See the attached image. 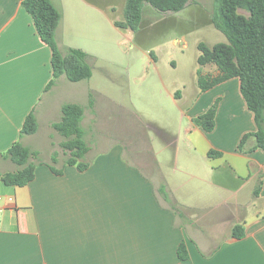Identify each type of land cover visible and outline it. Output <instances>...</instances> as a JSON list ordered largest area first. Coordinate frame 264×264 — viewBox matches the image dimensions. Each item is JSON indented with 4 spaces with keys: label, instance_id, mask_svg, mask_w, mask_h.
Instances as JSON below:
<instances>
[{
    "label": "crops",
    "instance_id": "obj_1",
    "mask_svg": "<svg viewBox=\"0 0 264 264\" xmlns=\"http://www.w3.org/2000/svg\"><path fill=\"white\" fill-rule=\"evenodd\" d=\"M51 1L62 12L56 30L59 49L84 51L91 75L78 82L62 75L46 89L53 78L49 46L21 0H0V173L17 169L5 155L15 141L43 156L35 160V176L26 185L0 180V196L13 197L12 203L0 200V264H264V151L256 147L254 136L245 139L243 151L238 147L244 134L256 130L239 79L202 91L198 70L212 75L218 70L212 64L199 65L194 70L197 87L188 103L186 83L163 75L159 55L151 52L149 62L156 74L151 83L160 116L148 118L136 108L130 110L142 126L137 131L142 142H113L98 133L103 106L111 115L108 102L117 97L109 90L117 79L101 62L108 61L110 53L118 56L122 37L133 40L137 34L114 24L122 20L126 0ZM143 22L144 13L140 26ZM167 62L177 68L172 57ZM111 64L121 65L117 58ZM95 70L103 79H94ZM216 100L215 126L205 131L193 119ZM67 102L84 106L81 124L89 143L84 170L66 164L58 154L54 162V152H47L54 141L62 140L52 123L60 119ZM30 112L37 119V131L21 135ZM87 112L94 144L86 134ZM169 147L172 152L166 155ZM191 150L207 165L205 172L196 170ZM209 151L217 154L210 156ZM180 154L189 163L185 173L208 190L203 200L197 197L201 189L181 192V181L166 178L165 163L171 156L176 162ZM48 164L62 173L55 174ZM235 225L243 227L239 239L232 236ZM181 241L186 243V260L177 254Z\"/></svg>",
    "mask_w": 264,
    "mask_h": 264
},
{
    "label": "trees",
    "instance_id": "obj_2",
    "mask_svg": "<svg viewBox=\"0 0 264 264\" xmlns=\"http://www.w3.org/2000/svg\"><path fill=\"white\" fill-rule=\"evenodd\" d=\"M190 0H126L122 20L114 24L121 30L130 29L138 32L142 21L143 6L149 4L161 12L179 11ZM216 10L211 18L214 27L226 36V42L207 45L199 42L200 51L197 63L200 66L212 64L218 70L216 75L197 72V84L205 91L233 77L239 79L240 93L247 108L253 113L256 123L254 132L242 136L238 145L242 149L245 139L254 136L256 147L264 151V0H214ZM23 8L31 15L39 37L51 50L53 78L47 84L48 89L56 78L64 75L71 82L88 79L91 67L86 61V53L78 48L68 47L61 52L56 40V30L62 20V12L51 0H21ZM218 101L216 100L205 112L196 116L193 121L205 131L213 130ZM88 105H93L90 94ZM84 106L67 102L61 106V116L52 123V128L62 137L59 146L67 155L65 163L76 165L79 170L88 166L85 156L89 145L84 138L82 119ZM38 123L33 112H30L22 125L20 134L28 135L37 131ZM39 152L29 146L15 141L6 152V156L16 164L17 169L0 173V180L5 185L24 186L35 176V160ZM208 154H217L209 151ZM57 153L52 154L55 162ZM55 174L62 170L48 164ZM244 235L243 227L235 225L232 236L236 239ZM177 254L179 259H188L186 243L181 241Z\"/></svg>",
    "mask_w": 264,
    "mask_h": 264
},
{
    "label": "rangeland",
    "instance_id": "obj_3",
    "mask_svg": "<svg viewBox=\"0 0 264 264\" xmlns=\"http://www.w3.org/2000/svg\"><path fill=\"white\" fill-rule=\"evenodd\" d=\"M119 1L120 0L117 2ZM216 7L217 4L214 0H190L188 4L179 11L161 12L155 10L147 3L144 4V22L133 40L122 37L121 44L118 46L117 50L118 56L113 57L110 53L108 57L110 59H107L108 61L106 62H101L106 67L109 75L117 79V85L110 83L111 85L109 86L110 92H112L115 97L117 96L115 101L108 102V104H110L108 109L111 115L108 116L106 114L107 111L104 110L107 109V107L103 106L104 109L102 113H104L102 122L100 127H98V133L101 137H109V140L113 142L120 141L123 144L127 143L128 140L141 143L143 137H141L137 131L138 127L141 129L142 126L139 122H136L133 115L129 114V111H133L134 108H136L145 117L156 118L160 116V106L155 103L157 90L151 83L152 78L156 77L152 64L149 62V57L153 55H151V52L159 55L161 62L160 72L163 75L169 76L171 80H176L177 82L182 81L184 84L186 83V96L184 101L189 103V100H192L194 95L193 89L194 86H196V84L193 85L195 81L194 70L199 66L196 61L200 53L197 47L198 43L204 42L207 45H213L218 42L227 41L224 33L214 27L211 21ZM170 57L176 61V69L167 62V59ZM113 58H117L121 65L116 66L111 64V59ZM91 63H95V61H91ZM98 71H94V79L101 77ZM208 71L211 72V70ZM151 102H154L153 105ZM117 103H120L121 106ZM86 115L88 117L85 121L86 134L89 138V142L94 144L95 131H92L93 128L90 124L88 112ZM171 121L172 117L170 116L169 122ZM145 130L147 134L150 133V135L153 136L150 130L147 128H145ZM54 143L55 145H53V147L50 146L47 152H56L59 159L66 158L67 155L63 153L59 144L56 143V141H54ZM157 143L161 147V144H163L162 139L158 138ZM169 150V153L166 155H170V152H172L171 148ZM243 150L244 149H241V151ZM190 156H194L193 163L197 166L196 170L201 173L205 172L203 168L207 165L202 163L198 154L191 150ZM41 159H43V156L37 158V160ZM165 164L163 171L166 178L169 181H181L178 186V190L181 192L191 191L193 188L194 190L192 192H194L195 188L201 189L203 187L202 183L191 179L185 173L190 167L189 163L181 154L176 162L171 156ZM173 165H175L177 170L173 168ZM228 186L232 187V185ZM224 193L225 196H228L227 192ZM207 194L208 190L201 189L197 197L203 200L207 197ZM202 214L204 213L201 212L200 215ZM208 215L212 216L213 214L208 213Z\"/></svg>",
    "mask_w": 264,
    "mask_h": 264
},
{
    "label": "built area",
    "instance_id": "obj_4",
    "mask_svg": "<svg viewBox=\"0 0 264 264\" xmlns=\"http://www.w3.org/2000/svg\"><path fill=\"white\" fill-rule=\"evenodd\" d=\"M5 200V201H7V203L9 202V203H12L13 202V197L12 196H6V197H1L0 196V200ZM0 211H2V207L0 208Z\"/></svg>",
    "mask_w": 264,
    "mask_h": 264
}]
</instances>
